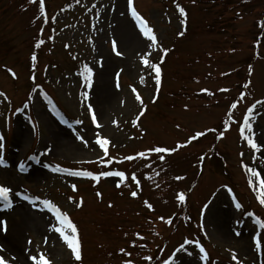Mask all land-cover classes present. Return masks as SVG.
I'll list each match as a JSON object with an SVG mask.
<instances>
[{"label": "rangeland", "instance_id": "374dc122", "mask_svg": "<svg viewBox=\"0 0 264 264\" xmlns=\"http://www.w3.org/2000/svg\"><path fill=\"white\" fill-rule=\"evenodd\" d=\"M45 4L47 22L39 0H0V92L5 94L0 96V185L13 189L12 207L0 202V228L6 227L0 230V255L9 264H33L30 257L40 253L51 264H124L129 259L133 264H237L235 254L240 264H264V239L260 250L255 247V238H264L256 223L264 221V205L257 198L258 179L249 172L254 169L264 179V103H257L264 102V0H133L157 35L154 47H147L151 42L139 31L127 0ZM126 19L143 41L131 52L121 44L119 31ZM40 40L44 43L36 47ZM113 40L122 55L113 51ZM145 53L151 63L161 64L158 92L154 72L142 63ZM85 64L94 73L90 90L81 75ZM85 90L100 129L84 106ZM253 105L252 132L242 136L243 118ZM197 132L205 135L186 143ZM97 133L110 140L112 166L100 162ZM177 144L185 146L172 153L148 152ZM139 152L147 154L124 159ZM58 166L97 174L116 169L127 179L117 187V177L97 183L54 171ZM134 190L136 197L130 195ZM25 196L39 199L33 203ZM81 198L83 205L77 207ZM44 200L77 225L80 260L53 230L59 225ZM18 208L31 219L42 218V226L26 222ZM195 241L207 251V261Z\"/></svg>", "mask_w": 264, "mask_h": 264}, {"label": "snow or ice", "instance_id": "6c2138e0", "mask_svg": "<svg viewBox=\"0 0 264 264\" xmlns=\"http://www.w3.org/2000/svg\"><path fill=\"white\" fill-rule=\"evenodd\" d=\"M32 2H36V0H32ZM127 6L128 9L131 12V16L132 18L135 20L136 25L139 28V31L142 33L143 37H145L147 39V41H150L151 43L149 45H147V47H154L157 45V35L154 32L153 28L149 26V22L137 11L136 7L133 5V0H127ZM178 11L180 12L181 16L186 18V11L183 7L177 5ZM39 11L42 15H45V22H47V17L45 14V0H39ZM53 19H55L53 17ZM260 26L262 28H264V21L260 22ZM42 31V30H41ZM179 35H184V32H180ZM44 41L40 40L36 47H39L41 44H43ZM67 47V45H66ZM112 48L113 51L115 52V54L117 56L122 55V53L118 50V46H117V41L113 40L112 41ZM165 55L167 54V50H163ZM150 53H145V55H143L141 57L142 59V63L144 65L147 66V68L151 69L152 72H154V79H155V83L157 86V92L159 91V87L161 84V64L160 63H151L148 59V57L150 56ZM32 61L33 63V67H35V61L37 60V57L35 54L32 55ZM162 63V60H161ZM13 77L16 76V73L12 70V69H7ZM250 71H251V66H250ZM81 75L83 76V80H84V85L86 89H91L94 83L93 80V69L91 67H89L87 64L84 65L83 68V72L81 73ZM119 74H117L118 76ZM33 79H35V77H33ZM141 82H143L144 77L141 76L140 77ZM119 88V83H117L116 85ZM37 87H39V85H37ZM202 92H207L208 89H201ZM223 91H227L226 89ZM132 92L136 93L135 99L140 101L141 104H143V100L140 96V94L137 92L136 88L133 87L132 88ZM5 94L0 92V96H4ZM82 97H83V103L84 106L86 107L88 113L90 114L91 117V121L93 123V125H95V127L97 129H100L102 127L101 123L98 121L97 118V114L96 111L94 109L93 104L89 103V91L85 90L84 92L81 93ZM153 102H155V97L153 98ZM257 103H264L261 101H257ZM25 107H27V105H25ZM187 107V106H185ZM232 108H236V104L233 103L231 105ZM253 108H255V105H253L252 107H250L248 109L247 115L244 116L243 118V127L240 128V133L243 136L245 131L247 130L248 133L252 132V124L250 123V117L253 114ZM144 112L143 110L140 112L139 115H143ZM61 119H63L61 117ZM65 123H67V121H64ZM76 124H81L82 121L81 120H76L75 121ZM113 123H115V121H113ZM205 132H197L195 135L191 136L189 138L188 141H186V143H191L192 140L197 139L198 137L204 136ZM221 136L223 135V133L220 134ZM244 138L247 140V143L250 145V147L252 149H258V145L257 143L254 142V140L252 138H250V136H244ZM79 139H81L82 141H84L85 144H87L88 142L86 140H84L83 137H79ZM3 140L4 137L2 135H0V151H2V149L4 148V144H3ZM96 144L99 146L100 149L103 150L102 152V156L100 157V162L102 164H111L113 162V160L115 159L114 157H111L109 155V144H110V140L103 136L102 134L97 133L96 134ZM185 145L182 144H177L176 147L174 148H168L165 146H156V147H152L150 149H148L149 153H172L177 151L180 147H183ZM146 152H139L136 154V156H125V160H133L135 159L137 156L138 157H145L146 156ZM104 157H108V159H104ZM160 160H164V156L161 155ZM203 159V157L201 158ZM4 164V158L2 155H0V165ZM20 171H24L25 170V165L23 163H21L19 165ZM54 171H59V172H66L68 175L71 176H76V177H85V178H90L93 181H96L97 183L100 181L101 177H117L119 178L118 183L116 184L117 187H120L121 185L125 184V181L127 179L126 177V173L124 171H112V170H108V171H101L98 174L92 172V171H88V170H72V169H64V168H60L59 166L57 168L54 169ZM264 171V170H262ZM249 172L251 173L252 177L255 179H258V188H257V198L259 200V203L261 205H264V179H259L260 177V173L255 171L254 169H249ZM131 179L133 181H135L136 183V187L137 189H139L140 187V181L137 180L135 174L132 175ZM176 179H181V177H176ZM73 191H77V185L74 183L71 185ZM15 195H19V193H16ZM130 195L132 197H136L138 195V191L134 190L131 191ZM97 196L98 197H102V194L97 192ZM24 199L26 200H31L33 203H35V200L39 199L38 197H28L25 196ZM73 197H69V200H73ZM178 200L180 202H183L185 200V195L184 193H179L178 195ZM0 202L3 203L5 208H11L13 205V189L11 187L8 186H3L0 185ZM43 204L45 205V207L47 208V210L51 213L54 214L55 216V220L58 222L59 226H55L53 225V230L57 233H59L60 238L63 239V241L66 243L67 247L69 249H71L72 254L74 255L76 260H80L81 259V244H80V239H79V233H78V227L75 223H73V221L69 218L68 214L66 212H62L61 209L54 203H52L49 200H44ZM145 204L147 205V207L149 209H152V204L148 203L147 201H145ZM83 205V199L81 198L78 202H77V207H81ZM111 206V205H109ZM237 208L241 207L240 204L238 203ZM161 220H164V217H160ZM167 223L171 224L172 220L168 219ZM256 223L259 225V227L261 229H264V221H262L261 219L257 218ZM0 230H5L6 231V227L0 228ZM238 234V233H237ZM136 235L138 237H140L141 239H143V237L140 236V233H136ZM262 238L261 236H257L255 238V247L257 250H260L262 247ZM29 243H31V241H29ZM185 243H192L190 241H185ZM195 243L197 244V246L199 247V251L200 253H202L201 259L207 261L208 260V253L207 251L204 249L203 246L199 245V241H195ZM133 244H135V241H133ZM141 247H143V245H141ZM181 248H183V245H181ZM121 252H124V249L120 250ZM179 251V249L177 250ZM128 255H131L130 253ZM30 259L33 261V264H51V261L49 260V258L44 254V253H40L38 256L37 255H32L30 257ZM147 259H151V257H147ZM232 260L237 261V264H240L237 256L235 254H233L232 256ZM0 264H9V261L5 258L4 255H0ZM124 264H133L132 260H125ZM165 264H169V261H165Z\"/></svg>", "mask_w": 264, "mask_h": 264}, {"label": "bare ground", "instance_id": "6f19581e", "mask_svg": "<svg viewBox=\"0 0 264 264\" xmlns=\"http://www.w3.org/2000/svg\"><path fill=\"white\" fill-rule=\"evenodd\" d=\"M120 37H121V44L126 46L128 52H131L135 49H138L142 45V40L139 37V34L136 32L134 28V24L131 23V20L126 19L124 22L121 23ZM19 132V131H18ZM21 134V133H18ZM16 211V208L14 209ZM17 213L23 215L25 217L26 222L29 223L31 221L35 226H42L43 219L37 217L36 219H31L29 217L30 214H27V211L24 208H18ZM5 243L8 245L7 240Z\"/></svg>", "mask_w": 264, "mask_h": 264}]
</instances>
